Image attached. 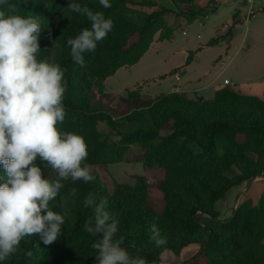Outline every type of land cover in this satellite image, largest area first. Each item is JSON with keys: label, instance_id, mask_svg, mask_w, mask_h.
Listing matches in <instances>:
<instances>
[{"label": "trees", "instance_id": "16d2710c", "mask_svg": "<svg viewBox=\"0 0 264 264\" xmlns=\"http://www.w3.org/2000/svg\"><path fill=\"white\" fill-rule=\"evenodd\" d=\"M109 2L112 6L104 8L99 0H9L17 5L18 14L40 22L37 59L59 64L64 70L66 115L58 127L62 132L83 136L88 145L85 163H120L127 148L139 145L145 150L141 162L149 169L165 170V177L135 176L134 186L116 184L112 192L94 171L93 182L62 181L64 187L50 202L53 211L65 216L61 235L49 245L39 235L26 237L17 253L0 264H96L97 253L91 247L96 238L83 230L93 215L83 205L89 192L98 202L100 198L108 200V210L118 214L123 246L149 264H162L165 251L180 255L191 245L200 246L192 264H264L263 203L259 207L244 205L225 221L215 210L232 188L264 177V100L227 87L210 100L190 99L174 92L145 99L138 88L118 98L124 109L105 103L112 99L106 93L109 77L137 64L155 42L173 38L168 16L192 24L204 19L206 11L213 12L214 6L198 7L197 0H172L176 8L171 9L159 2H145L142 5L151 7V12L145 15L143 24H138L129 7L132 0ZM69 3L86 5L113 21L112 31L97 43L96 50L84 54L85 68L73 63L67 40L90 29L91 23L79 13L70 12ZM219 40L212 39L208 45ZM192 58L191 53L187 64ZM99 123L117 132L121 142H101ZM53 172L50 167L44 168L46 177ZM73 188L77 190L75 196L71 194ZM153 189L163 193L162 212L151 203ZM152 223L167 238L162 247L149 242Z\"/></svg>", "mask_w": 264, "mask_h": 264}, {"label": "clouds", "instance_id": "9594fccd", "mask_svg": "<svg viewBox=\"0 0 264 264\" xmlns=\"http://www.w3.org/2000/svg\"><path fill=\"white\" fill-rule=\"evenodd\" d=\"M104 8L109 0H99ZM70 12L79 13L91 23L75 38H69L74 64L86 67L85 53L94 52L97 43L113 29V21L88 6L69 3ZM40 22L18 14L16 4L0 0V261L11 259L26 237L39 235L45 245L57 240L65 222L64 214L53 211L62 181H95L85 161L88 145L83 136L62 132L65 120L63 104L66 87L64 70L59 64L38 60ZM39 161V163H38ZM56 172V178L44 175V168ZM76 189L71 190L73 196ZM90 216L83 230L94 239L96 264H149L124 247L118 235V214L108 210V200L89 192L83 200ZM149 242L162 247L167 238L156 223L149 226ZM30 255V253H29ZM155 264V262H152Z\"/></svg>", "mask_w": 264, "mask_h": 264}, {"label": "rangeland", "instance_id": "374dc122", "mask_svg": "<svg viewBox=\"0 0 264 264\" xmlns=\"http://www.w3.org/2000/svg\"><path fill=\"white\" fill-rule=\"evenodd\" d=\"M132 1L129 7L134 10L138 24L144 23L146 13L151 10V7L143 6V3L159 2L166 7L172 6L171 0ZM217 1V12L210 14L206 11L204 19L192 24H187L185 20L175 15L168 16L166 20L174 28L173 38L155 42L139 64L122 68L109 77L105 83L106 93L110 94L112 99L105 100V103L111 108L124 109V104L118 103V98L126 97L128 90H135L139 87L145 99H154L179 87L182 92L189 93V97H195V92H198L199 95L210 100L214 98L219 87L226 86L225 79L231 83L228 86L231 89L246 82L263 84L264 62L255 60V57H264L263 53L249 54L247 50L242 49V43L246 36H253L259 20L264 18V13L252 19L249 25L242 23L237 27L238 36L233 46L225 40L209 46L208 42L216 38L217 31L224 29L225 24L231 23L235 12L238 13L241 9L245 16L248 10L245 5H242L246 3V0ZM210 3L211 0H197L198 7L213 8L214 4ZM259 7L264 8V2L257 1L255 8ZM237 13L234 17L238 15ZM232 28L229 27L225 35H229L228 32ZM226 40L230 41L228 36ZM202 47L205 48L200 50ZM191 53L193 54L192 61L187 64ZM177 74L180 75V81L175 78ZM97 130L101 135V142L108 141L109 144L121 142L118 133L111 130L107 124L99 123ZM144 153V148L132 145L126 149L122 162L94 165L91 166V170L98 174L110 192L114 190L116 184L134 186L135 176L163 177V173L165 174L163 169H149L141 162ZM56 175L54 171L48 175V178L54 179ZM151 203L157 212H162L163 193L156 189L151 190ZM261 203L264 205V177H257L232 188L225 198L216 204L215 210L219 213V218L225 221L231 218L240 207L244 205L259 207ZM199 251V245L184 248L180 255L165 251L161 256V261L162 264H192L191 260Z\"/></svg>", "mask_w": 264, "mask_h": 264}, {"label": "crops", "instance_id": "0c3cea01", "mask_svg": "<svg viewBox=\"0 0 264 264\" xmlns=\"http://www.w3.org/2000/svg\"><path fill=\"white\" fill-rule=\"evenodd\" d=\"M172 1V0H171ZM257 1H262V2H264V0H257ZM257 1H254V3H253V5H252V7H250L249 5H245V4H242L243 6L245 5L247 8H248V10H247V13H246V15L245 16H243V14H242V10L240 9V10H238L239 12L237 13V12H235V13H237L238 15L236 16V17H234V15H235V13H234V15H233V20L231 21V23L230 24H225V26H224V29H219L218 31H217V35H216V38H214V39H217V38H220V40L218 41V43L220 42V41H222V40H225L230 46H233V44L235 43V41H236V38H237V36H238V33H237V27L240 25V24H242V23H244V24H247V25H249L250 23H251V21H252V19H256V18H258L259 16H260V14H262V13H264V8L263 7H259V8H255V3L257 2ZM168 8H171V9H175L176 7H175V5L172 3V6L171 7H168ZM250 8H253L254 10H255V14L254 15H252V16H248V12H249V10H250ZM149 9V8H148ZM217 10H218V1L216 0V4H214V11L213 12H211L210 14H213V13H215V12H217ZM151 12V10H148V12L147 13H150ZM146 13V14H147ZM235 22H237V23H235ZM203 25V24H202ZM204 26V25H203ZM229 27H233L232 28V35L231 36H229V35H225L226 34V32H227V30H228V28ZM229 33V32H228ZM228 36V38L230 39V41L228 42L227 40H226V37ZM250 39H252V41H250ZM262 42V44H261V42ZM209 43V42H208ZM217 43V44H218ZM214 45H216V44H214ZM209 46H213V45H209ZM205 47H202L200 50H203ZM261 48H262V50H261ZM242 49L243 50H247L248 52H249V54H256V53H258V52H261V53H263V56H264V18H261L260 20H259V22H258V24H257V27H256V29H255V32H254V34H253V36L252 37H249V36H246L244 39H243V43H242ZM261 56V55H260ZM144 58V57H143ZM142 58V59H143ZM141 59V60H142ZM140 60V61H141ZM255 60H260V61H262V62H264V57H260L259 58V56L258 57H255ZM139 61V62H140ZM139 62L137 63V64H139ZM137 64H135V65H137ZM135 65H133V66H135ZM132 67V66H131ZM128 68V67H127ZM119 71V70H118ZM117 71V72H118ZM263 71H264V66H263ZM179 75V74H178ZM175 78H176V80L177 81H180L181 80V78H180V75H179V79H177V77H176V75H175ZM226 80H228V79H225V81ZM107 81V80H106ZM106 83V82H105ZM224 84H225V82H224ZM231 83L229 82L228 84H225L226 86H222V87H219L218 88V90H220V89H223V88H229L228 86L230 85ZM106 85V84H105ZM140 89H141V87H139ZM231 89V88H230ZM217 90V91H218ZM233 90H235L236 92H238V93H240V94H243V95H248V96H255V97H258V98H260V99H262V100H264V83L262 84V83H259V84H257V83H251V82H246V83H242V84H240L239 86H235V88L233 89ZM141 91H142V89H141ZM216 91V92H217ZM171 92H174V93H179V94H186L187 95V97L188 98H190V99H195V98H197V97H201V98H204V97H202L201 95H199L198 94V92H195V97H189V93H187V92H182L180 89H179V87H175V88H173L169 93H171ZM216 92H215V94H216ZM168 94V93H167ZM160 96V95H159ZM205 99V98H204ZM206 100H209V99H206ZM155 170H159V169H155ZM164 172H165V170H164ZM154 177V176H153ZM165 177V174L163 173V177H159V178H164Z\"/></svg>", "mask_w": 264, "mask_h": 264}, {"label": "built area", "instance_id": "2783aa9c", "mask_svg": "<svg viewBox=\"0 0 264 264\" xmlns=\"http://www.w3.org/2000/svg\"><path fill=\"white\" fill-rule=\"evenodd\" d=\"M254 1H257V0H246L245 5H249L250 7H252ZM254 14H255V10H254L253 8H250V10H249V12H248V16H252V15H254ZM176 77H177V79H179V75H178V74L176 75ZM228 83H229V81L226 80V81H225V84H228Z\"/></svg>", "mask_w": 264, "mask_h": 264}]
</instances>
